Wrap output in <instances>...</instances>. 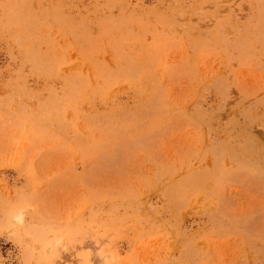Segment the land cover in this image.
<instances>
[{
    "label": "rangeland",
    "instance_id": "rangeland-1",
    "mask_svg": "<svg viewBox=\"0 0 264 264\" xmlns=\"http://www.w3.org/2000/svg\"><path fill=\"white\" fill-rule=\"evenodd\" d=\"M0 264H264V0H0Z\"/></svg>",
    "mask_w": 264,
    "mask_h": 264
}]
</instances>
